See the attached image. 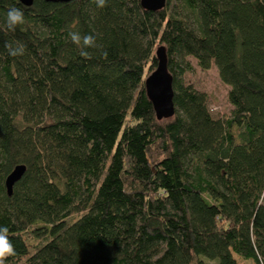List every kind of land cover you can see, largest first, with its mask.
Masks as SVG:
<instances>
[{
	"label": "trees",
	"instance_id": "obj_1",
	"mask_svg": "<svg viewBox=\"0 0 264 264\" xmlns=\"http://www.w3.org/2000/svg\"><path fill=\"white\" fill-rule=\"evenodd\" d=\"M71 31L96 37L88 58ZM160 46L174 113L157 119ZM189 58L216 66L228 115ZM0 227L5 264H264V0H0Z\"/></svg>",
	"mask_w": 264,
	"mask_h": 264
},
{
	"label": "water",
	"instance_id": "obj_2",
	"mask_svg": "<svg viewBox=\"0 0 264 264\" xmlns=\"http://www.w3.org/2000/svg\"><path fill=\"white\" fill-rule=\"evenodd\" d=\"M24 5H31L33 0H19ZM64 2L70 0H47ZM166 0H140L144 9L156 11L165 5ZM157 65L144 79L145 91L153 105L157 119L170 117L174 113L172 77L167 68L165 49L160 46L155 50ZM25 171V165L17 164L5 178L7 193L12 192L13 184L21 178Z\"/></svg>",
	"mask_w": 264,
	"mask_h": 264
},
{
	"label": "clouds",
	"instance_id": "obj_3",
	"mask_svg": "<svg viewBox=\"0 0 264 264\" xmlns=\"http://www.w3.org/2000/svg\"><path fill=\"white\" fill-rule=\"evenodd\" d=\"M95 3L99 8L106 6V0H95ZM6 17L7 28L11 31H14L18 25L24 23L23 11L15 6L9 8ZM68 35L72 43L80 48V55L88 58L89 53L86 49L96 47V37L91 34L82 35L78 31H71ZM5 47L11 56L23 55L25 50L24 45L19 42L16 43V47H13L11 43H6ZM103 55L106 57L107 53L105 52ZM8 231L7 227H0V264H5L8 257L16 254L15 248L8 238Z\"/></svg>",
	"mask_w": 264,
	"mask_h": 264
},
{
	"label": "rangeland",
	"instance_id": "obj_4",
	"mask_svg": "<svg viewBox=\"0 0 264 264\" xmlns=\"http://www.w3.org/2000/svg\"><path fill=\"white\" fill-rule=\"evenodd\" d=\"M189 59L192 69L185 75V79L207 94L211 113L217 116L228 115L233 108L227 97L229 86L220 79L216 66L211 65L208 69H201L193 58Z\"/></svg>",
	"mask_w": 264,
	"mask_h": 264
}]
</instances>
